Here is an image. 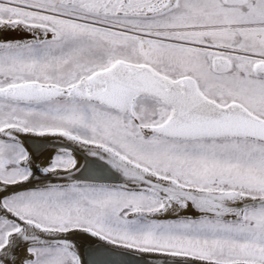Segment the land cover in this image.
<instances>
[{"label": "snow or ice", "instance_id": "obj_1", "mask_svg": "<svg viewBox=\"0 0 264 264\" xmlns=\"http://www.w3.org/2000/svg\"><path fill=\"white\" fill-rule=\"evenodd\" d=\"M121 177L56 183L75 148ZM51 174V175H50ZM264 264V0H0V264Z\"/></svg>", "mask_w": 264, "mask_h": 264}, {"label": "bare ground", "instance_id": "obj_2", "mask_svg": "<svg viewBox=\"0 0 264 264\" xmlns=\"http://www.w3.org/2000/svg\"><path fill=\"white\" fill-rule=\"evenodd\" d=\"M42 139L45 140L46 143L37 144L36 148L32 147V151L39 157L38 163L44 162L49 155L57 151L59 145L75 148L79 153L77 157V167L79 171L76 169L72 170L74 180L69 179L66 181L64 179H56V183L83 182L86 178L90 177L120 178L114 170L103 165L97 158L90 156L87 152L80 149L78 145H73L71 142L59 137H42ZM77 245L78 249L81 251L82 260L86 261L87 264H137L133 259L127 256L106 252L101 246L106 244L94 238L81 236L77 240ZM110 246L114 247L112 245Z\"/></svg>", "mask_w": 264, "mask_h": 264}, {"label": "water", "instance_id": "obj_3", "mask_svg": "<svg viewBox=\"0 0 264 264\" xmlns=\"http://www.w3.org/2000/svg\"><path fill=\"white\" fill-rule=\"evenodd\" d=\"M28 139L30 141H32V140L45 141V140L42 139V137H29ZM36 145L37 144H30V147L31 148L32 147L36 148ZM120 180H121V177L120 178L90 177V178H86L83 182H78V183H108V184H116V183H119ZM101 246L106 250V252H110L111 254L127 256L130 259H133L137 264H143V262L147 259V255L146 254H137V253H134V252H129V251L121 249V248L111 247L110 245H107V244L106 245H101Z\"/></svg>", "mask_w": 264, "mask_h": 264}]
</instances>
